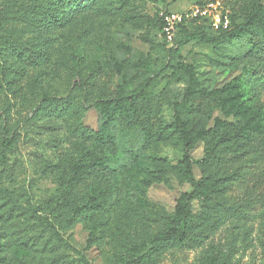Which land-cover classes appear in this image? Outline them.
<instances>
[{"label":"trees","instance_id":"16d2710c","mask_svg":"<svg viewBox=\"0 0 264 264\" xmlns=\"http://www.w3.org/2000/svg\"><path fill=\"white\" fill-rule=\"evenodd\" d=\"M104 1L54 0L50 8L43 9L42 0H4L0 8V44L5 46L6 55L26 65L44 61L46 57L34 51V44L13 35L4 38V26L21 22L42 34L53 27H62L76 11L99 9ZM191 1L193 6L204 3V0ZM239 1L236 8L233 5L230 9L226 29L214 31L204 20L183 22L168 48L158 17L159 39L141 40L147 46L146 53L132 49L128 41L121 48L123 57L98 59L101 66L119 74L121 80L114 89L107 88L106 95L86 105V110L93 109L97 114V128L93 132L86 133L83 129L80 132L94 142L95 150L73 162L58 177L56 192L48 203L53 220L41 222V227L57 239L49 248V253L55 255L51 261L59 260L57 253L65 244L57 228L70 229L108 212L118 194V184L158 143L174 145L180 150L181 159L176 165L167 166L160 158L152 157L146 168L149 176L144 187L165 182V177L171 174L187 184L190 191L180 194L171 214L154 221L153 233L146 242L133 248L139 253L131 255L128 264H160L164 255L174 248L200 246L222 222L240 217L248 219L258 202L264 216V106L254 97L250 80L256 77L264 86V5L260 0ZM189 44L211 48L210 67L239 72L228 83L212 88L200 81L193 68L176 69L169 78L181 83L183 88L168 101L171 118L166 119L158 113L154 99L157 93H152L150 79L153 75L163 76L157 82L160 84L171 67L152 65L149 55L172 58ZM235 47H239L241 54L231 51ZM85 96V93L81 96L83 106ZM70 106L69 98L54 99L44 110L50 118L67 111L73 115L79 112ZM216 111L219 116L215 115ZM1 131L2 143L10 148L13 139L7 137L5 127ZM200 144L202 157L194 160L192 153ZM194 168L199 171L198 179ZM0 192L1 224L15 228L12 236L17 245L34 247V241L27 239L23 231L21 218L26 210L8 191ZM195 203L198 211L194 210ZM209 264L219 263L209 261ZM220 264L228 263L224 260Z\"/></svg>","mask_w":264,"mask_h":264},{"label":"rangeland","instance_id":"374dc122","mask_svg":"<svg viewBox=\"0 0 264 264\" xmlns=\"http://www.w3.org/2000/svg\"><path fill=\"white\" fill-rule=\"evenodd\" d=\"M4 0H0V8ZM54 0H42L48 9ZM238 0H229L228 11ZM264 5V0H260ZM191 0H105L97 10L76 11L68 16L62 27H53L45 33H35L21 22L4 26L3 37L15 36L22 42L34 44V51L46 60L26 65L6 55L0 44V190L8 191L26 210L23 231L35 246L17 245L12 236L15 228L0 222V264H128L138 255L134 247L144 243L153 233L154 221L174 211L176 200L189 192L187 184L180 183L173 175L165 182L144 187L151 158L157 157L164 165L174 166L181 159V152L165 142L150 148L140 162L118 184V194L113 198L108 212L96 219L77 223L70 229L57 228L64 239L58 253L59 260L50 252L57 239L41 227L43 219L53 220L48 203L54 196L57 180L63 170L73 162L87 157L96 146L81 135V129L96 131L97 114L86 105L94 103L114 89L121 76L98 63L102 56L123 57L122 46L129 41L132 49L147 52L141 40L159 39L156 22L161 13H182L193 5ZM193 21V20H190ZM185 21V23L190 22ZM179 28H176L175 35ZM171 45H167L169 48ZM241 54L239 47L231 50ZM210 47L189 44L172 58L150 54L154 66L171 68L163 76H151L152 93L159 107L158 113L171 118L169 100L181 91L183 85L169 77L181 67H191L200 81L208 87H220L238 75L239 70L214 69L209 66ZM251 77L254 97L264 106V86ZM82 86V88H81ZM85 93V106L82 94ZM69 98L71 108L79 111L73 115L64 112L50 118L44 110L50 100ZM41 110V112L34 111ZM10 117V119L7 117ZM219 116L218 111L215 112ZM6 122H5V120ZM14 143L7 148L2 143V129ZM200 144L192 153L194 160L202 157ZM194 176L199 171L194 168ZM139 189V191H138ZM2 195V192H0ZM194 210L199 207L195 203ZM136 246V247H137ZM133 249V252H132ZM264 264V216L256 204L248 219H228L217 225L200 246L174 248L167 252L160 264Z\"/></svg>","mask_w":264,"mask_h":264},{"label":"built area","instance_id":"2783aa9c","mask_svg":"<svg viewBox=\"0 0 264 264\" xmlns=\"http://www.w3.org/2000/svg\"><path fill=\"white\" fill-rule=\"evenodd\" d=\"M229 0H204L201 6H192L182 12L161 13V35L171 45L174 40L176 28L185 21H207L212 30L226 29L229 25L228 11L224 10L225 3Z\"/></svg>","mask_w":264,"mask_h":264}]
</instances>
